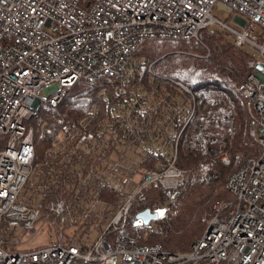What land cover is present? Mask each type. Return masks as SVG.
Listing matches in <instances>:
<instances>
[{
    "label": "built area",
    "instance_id": "obj_1",
    "mask_svg": "<svg viewBox=\"0 0 264 264\" xmlns=\"http://www.w3.org/2000/svg\"><path fill=\"white\" fill-rule=\"evenodd\" d=\"M216 5L236 13L239 24L242 17L243 27L213 17ZM214 24L249 53L239 91L256 150L227 179L234 199L216 203L188 251L172 252L146 242L150 224L170 206L161 218L163 203L149 204L145 189L182 187L191 169L177 165L178 145L206 105L133 54L150 39L203 44V30ZM147 74L162 85L146 89ZM81 81L100 88L84 114H60L57 134L35 163L29 120L57 108ZM166 86L187 94V103L177 106L173 93L161 92ZM219 158L230 163L227 150ZM147 208L158 218L145 224L137 214ZM38 222L62 240L15 250L16 242L7 247L0 236V264H264V0H0V230H31ZM66 226L67 235L56 232Z\"/></svg>",
    "mask_w": 264,
    "mask_h": 264
},
{
    "label": "trees",
    "instance_id": "obj_2",
    "mask_svg": "<svg viewBox=\"0 0 264 264\" xmlns=\"http://www.w3.org/2000/svg\"><path fill=\"white\" fill-rule=\"evenodd\" d=\"M202 42L150 39L143 42L133 55L137 62L152 63L151 68L156 75L181 81L199 103L206 105L201 115L186 125L183 139L178 145L177 165L191 169L182 187L176 193L165 191L157 185L145 189L149 204L158 200L168 202L170 206L166 218L157 222V228L151 230L146 242L160 243L172 252L188 251L214 215L216 203L234 199L226 186L227 179L256 150L248 134L247 100L239 91L248 74L249 53L245 48L235 46L229 33L221 27L205 28ZM132 81L137 86V80ZM160 81L161 78L150 80L147 74L142 84L149 89L153 83L160 87ZM99 88L97 82H79L56 109L40 110L34 127L35 163L44 156L57 134L61 124L60 114L63 111L72 117L84 114ZM161 92L173 93L177 106L179 101L187 103V94L182 93L181 96L179 91L169 86L161 89ZM42 122H46V126L41 132ZM189 140L195 142L193 148L188 147ZM224 150L229 154L228 165L219 158ZM154 160L151 156L150 161ZM67 229V226L56 228V232L67 235ZM4 239L7 241L8 236L5 235ZM58 240L62 239L53 238L39 246L22 250L44 247ZM77 242L85 247L83 236L77 237ZM72 264L85 263L74 261Z\"/></svg>",
    "mask_w": 264,
    "mask_h": 264
},
{
    "label": "rangeland",
    "instance_id": "obj_3",
    "mask_svg": "<svg viewBox=\"0 0 264 264\" xmlns=\"http://www.w3.org/2000/svg\"><path fill=\"white\" fill-rule=\"evenodd\" d=\"M211 14L213 17L219 19L220 21L227 22L232 27H235L237 29H241L243 27L241 24H239L235 20V16L237 15L236 13H233L230 16L226 15L225 11L218 5H216L212 9ZM219 27H221L219 24H214L213 26H211V28H218V29H219ZM245 27L250 29V30H253V31H261V29H262L259 25L253 24V23H246ZM36 122H37V118H32L29 120V123L33 124L34 126H36L35 125ZM27 184L29 185V182ZM167 206H168V202L163 203L159 206L158 212H159V215L161 218L163 217V214H164ZM150 226H152L153 228H157V222H152L150 224ZM17 228L9 229L10 234H9V232L6 234L3 231L4 229H1L2 231L0 230V236L1 237L2 236L4 237L5 235L9 236V239L6 241L7 247L11 246V242H16L15 246L12 245L14 247V249H18V250L28 249V248L36 247V246H39L43 243L49 242L50 239L54 238L53 229H50V231H49V229H47L48 227L46 225L41 226V223H39V222L36 223L34 228L31 230H25L22 227H17ZM92 233H93V235H91V239L94 238L96 232L94 233V231H93ZM9 240L10 241L12 240V241L9 242ZM79 262H81V261H79Z\"/></svg>",
    "mask_w": 264,
    "mask_h": 264
},
{
    "label": "water",
    "instance_id": "obj_4",
    "mask_svg": "<svg viewBox=\"0 0 264 264\" xmlns=\"http://www.w3.org/2000/svg\"><path fill=\"white\" fill-rule=\"evenodd\" d=\"M236 19H238V21L240 22V24H243L244 19L242 17H236ZM137 216L140 217L145 224H147L148 221L151 218L154 219V220H157V218H158V214L156 212L155 213H150V209L149 208L144 209L143 211L139 212L137 214Z\"/></svg>",
    "mask_w": 264,
    "mask_h": 264
},
{
    "label": "bare ground",
    "instance_id": "obj_5",
    "mask_svg": "<svg viewBox=\"0 0 264 264\" xmlns=\"http://www.w3.org/2000/svg\"><path fill=\"white\" fill-rule=\"evenodd\" d=\"M138 48H140V46L138 47ZM138 50V49H137ZM136 50V51H137ZM134 55V54H133ZM82 82V81H81ZM85 82V81H84ZM87 83V82H86ZM90 83V82H89ZM93 83H95V82H93ZM100 86H99V84H98V88H99ZM96 91H98V90H96ZM64 100V99H63ZM56 109V108H55ZM40 112V111H39ZM60 120V119H59ZM182 143V142H181ZM28 185V184H27ZM176 193V192H175ZM154 202V201H153ZM166 218V217H165ZM162 220V219H161ZM18 229V228H17ZM2 231V230H1ZM23 231V230H22ZM22 233V232H21ZM94 233H95V231H94ZM92 235H93V233H92ZM93 237V236H92ZM13 239V238H12ZM148 240V239H147ZM12 241V240H11ZM14 241V240H13ZM13 246H15V245H13Z\"/></svg>",
    "mask_w": 264,
    "mask_h": 264
}]
</instances>
